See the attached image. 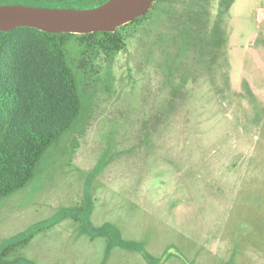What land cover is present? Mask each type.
Segmentation results:
<instances>
[{"label": "rangeland", "instance_id": "374dc122", "mask_svg": "<svg viewBox=\"0 0 264 264\" xmlns=\"http://www.w3.org/2000/svg\"><path fill=\"white\" fill-rule=\"evenodd\" d=\"M222 1L155 0L120 28L117 54L101 37L69 40L81 114L30 185L0 200V243L84 209L89 183L92 225L160 264H264V0ZM107 244L74 216L11 259L148 264L121 248L106 258Z\"/></svg>", "mask_w": 264, "mask_h": 264}, {"label": "trees", "instance_id": "16d2710c", "mask_svg": "<svg viewBox=\"0 0 264 264\" xmlns=\"http://www.w3.org/2000/svg\"><path fill=\"white\" fill-rule=\"evenodd\" d=\"M106 1L0 0V4L89 9ZM227 1L223 0L221 5L225 6ZM73 37L87 42L101 37L99 47L112 55L124 48L120 28L115 33L88 35L49 34L31 28L0 32V200L30 185L46 154L74 127L81 114V102L75 94L74 69L67 53L68 42ZM8 46H11L10 52H7ZM85 197L84 209H62L53 217L1 242L0 264H35L22 256L11 259V255L41 231L74 216L81 222L85 234L92 238H108L106 258L114 249L121 248L141 254L148 264H160L144 243L123 239L112 224L93 226L89 183Z\"/></svg>", "mask_w": 264, "mask_h": 264}, {"label": "water", "instance_id": "95a60500", "mask_svg": "<svg viewBox=\"0 0 264 264\" xmlns=\"http://www.w3.org/2000/svg\"><path fill=\"white\" fill-rule=\"evenodd\" d=\"M155 0H108L89 9L0 5V32L31 28L49 34L115 33L151 9Z\"/></svg>", "mask_w": 264, "mask_h": 264}]
</instances>
